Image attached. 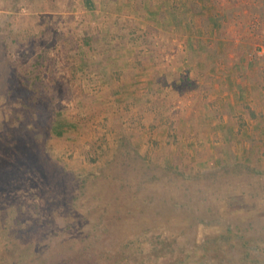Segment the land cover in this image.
<instances>
[{
  "label": "rangeland",
  "instance_id": "374dc122",
  "mask_svg": "<svg viewBox=\"0 0 264 264\" xmlns=\"http://www.w3.org/2000/svg\"><path fill=\"white\" fill-rule=\"evenodd\" d=\"M0 264H264V0H0Z\"/></svg>",
  "mask_w": 264,
  "mask_h": 264
},
{
  "label": "trees",
  "instance_id": "16d2710c",
  "mask_svg": "<svg viewBox=\"0 0 264 264\" xmlns=\"http://www.w3.org/2000/svg\"><path fill=\"white\" fill-rule=\"evenodd\" d=\"M13 73V72H12ZM52 131V128H51V130H50V132Z\"/></svg>",
  "mask_w": 264,
  "mask_h": 264
}]
</instances>
